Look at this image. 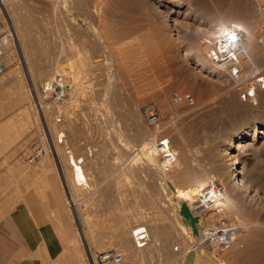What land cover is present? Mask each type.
<instances>
[{"label":"rangeland","instance_id":"obj_1","mask_svg":"<svg viewBox=\"0 0 264 264\" xmlns=\"http://www.w3.org/2000/svg\"><path fill=\"white\" fill-rule=\"evenodd\" d=\"M75 1L6 0L4 8L0 7V36L16 29L21 36L18 46L22 47L7 42L2 58L6 67L0 76V169L4 174L15 170L18 179L31 169H41L44 159L30 162L28 158L41 141H47L44 120L39 118L31 96L33 93L36 99L39 92L51 136V130L60 129L66 141L64 147L70 145L84 164L88 181L80 184L74 171L69 169L68 173L69 182L73 185L75 181L77 187L73 188L75 198L78 196L76 211L81 214L93 254L113 248L123 254V260L116 264H264V134L252 138L254 128L264 130V86H256L242 96L236 81L203 73L191 59L179 54L177 57V53L174 58L169 53L161 9L154 12L144 0H77L84 1L82 10ZM174 2L192 14L187 19L189 24L184 25L182 15L169 12L171 18L176 17L174 22H179L176 41L183 49L194 38L191 33L198 25L194 15L243 16L250 12L259 25V34L264 30V12L260 9L264 0ZM82 54L90 61L82 67L84 72L72 79L67 74L69 62L78 60V56L83 59ZM45 63L51 64L53 79L63 76L70 80L67 92L59 93L56 87L52 93L43 94L45 80L36 88L32 79L38 82V76L43 77L38 70ZM256 63H264V58ZM30 68L36 72L33 78ZM187 81L191 85L185 84ZM173 90L190 92L195 105L173 102ZM162 97L164 102L159 100ZM149 104L158 109L161 132L179 152L180 161L176 163L181 165L167 172L169 178L160 164L147 165L138 153L141 144L148 141L144 108ZM23 106L31 115L28 113L30 122L21 125L26 121L20 119L27 115ZM240 133L245 135L235 154L240 161L239 178L246 181L248 188L243 192L240 189L236 195L239 209L220 219H211L207 210L193 212L192 228L167 201L163 190L172 184L166 181L172 176L173 183L182 188L206 176L223 188V175L229 168L219 149ZM215 150L220 151L219 167ZM48 157L52 165L41 170L59 176L54 156L49 153ZM209 186L204 191H209ZM66 199L72 218L71 221L67 213L66 232L75 235L65 243L66 251L78 257L81 264H90L67 194ZM183 222L189 230L185 231ZM139 225H144L150 236L143 249L135 248L131 239L132 229Z\"/></svg>","mask_w":264,"mask_h":264},{"label":"bare ground","instance_id":"obj_2","mask_svg":"<svg viewBox=\"0 0 264 264\" xmlns=\"http://www.w3.org/2000/svg\"><path fill=\"white\" fill-rule=\"evenodd\" d=\"M174 1H177V0H144L146 6L149 7L150 9H153L154 12L157 11L158 9L159 10L161 9L160 12L162 13V16L159 14L158 17L159 16L162 17V22H163L164 28L167 29L166 32H168V39H169V45L168 46H170L169 49L171 51V52L169 51V53L170 54L172 53L171 55H173L174 58L176 57V55H174V53H177V57H179L178 56V54H179L180 57H185V58L191 59L193 61V63L198 68H200V71L203 73H207L208 75L216 76V78H221V80L229 79V80H232L233 82L236 80H234V78L231 77V75L229 74L228 68L232 65V56H235V58L237 59V61L241 65L242 77L246 76L244 80H246V83L249 87V90H253L254 85H253V82L251 80H249L248 75L251 74L256 68L264 67V63H262V64L256 63V60L259 61L260 58H264V45L261 42V37H263L262 35H264L263 34L264 30L261 31L259 34L260 28H259V25L256 23V18L254 19L252 17L253 14L251 15L250 12H248L247 14H245L243 16L230 14V15H217V16L215 15V16H208V17L207 16L206 17L205 16H195L193 14L194 19L196 18L198 25L191 33V37L193 36L194 38L192 39L190 37L192 39L191 42L187 43L186 44L187 46L184 44L186 47H184V49H183V47H180L178 41H176L177 40V37H176L177 31L176 30H177L179 22H174L176 20V17L171 18L170 17L171 15L169 14V12H172L173 15H179V16L182 15L185 19V21L183 22L184 25L189 24V21H187V19L189 17H191L192 14L187 9L186 10L180 9L178 4L175 3ZM5 2H6V0H0L1 9L4 8L3 6H5ZM75 2H77V0ZM78 2H77V4H78ZM83 2L84 1L79 2V4H78V8L80 10L83 9V6H84ZM98 9H100V7ZM96 10H97V8H96ZM156 13H158V12H156ZM12 30H14V31H11L6 36H4V37L1 36L3 39V50H4L3 56L4 57H5V52H6L5 44L7 42H9V41L13 42L15 44V46H17V48L20 46V45L18 46V40H19V37H21V36H19V33L16 31V29H12ZM233 37H235V39H233ZM169 53H168V55L171 56ZM168 55L166 56L167 58L169 57ZM3 56H2V58H3ZM78 57H79L78 60L70 61L69 65H68V66H70V68H69L70 72L68 71L69 73L67 72V74H71L70 76H72V79L73 78L75 79V78H77V76H80L81 75L80 73L84 72V71H82V69L84 68L83 66L86 65L87 63H89V61H90V58L88 56L84 57L83 54H82V57H84L83 59H80L81 56H78ZM157 57H154V59ZM169 58H171V57H169ZM158 61H160V60H157V62ZM3 64L6 67L4 62H3ZM49 68H51V64H48V63H45V64H43V66L39 67L38 71L41 72L40 74H43V77L38 76L39 72L37 74L38 78L39 79L41 78L39 80L40 82L39 81L36 82L35 79L32 77V75L36 72L33 73V70L31 71V68L29 69L30 75L33 78L32 80H33L36 88H37V85L39 86L40 84H43V80H45V82L51 80V81H53V84H55L56 87L58 88L57 92H59V93L67 92L68 88H71L70 80L64 78L63 76H57L55 79H53V76H52V74L54 72L53 68L52 69H49ZM34 76H35V74H34ZM59 78L64 79V81H60ZM217 80L218 79H216V81ZM76 81H74V82H76ZM187 82L186 83L184 82V83L189 85L190 81L188 83ZM76 84H78V83H76ZM43 86L44 85H42V87ZM43 94H45V93L43 92ZM31 96H32L33 102L37 108V114H38L39 118L40 119L43 118V120H44V121L42 120L43 121L42 125H43V129H44V130L43 129L42 130L44 131V134L46 136V140H47L46 144L48 143V146H46V144L43 141H41L42 143H39L40 146L43 147L41 154L37 158H35L34 160H29V161L30 162H36L39 159H41V160L44 159L42 162L43 164L41 166V169L47 170V167L49 168V166L52 165V163L50 164L49 157L47 158V156L49 155V153H52V155L54 156V160H55V163H54L56 165L55 168H57V170H58V174H59L60 179L64 185V189L66 191V194L68 195V197H70L69 202L71 204V207L73 208V212L77 215L75 218L77 230H78L80 236H82V239L84 241V246H85L86 250L88 251V259L90 261V264H98L100 262L93 263L90 259L89 253L94 255L93 252L90 250L91 241L87 236V232L85 231V226L83 224V220L80 217L81 214L79 213L80 214L79 215L78 212L76 211V209L78 207V201L76 200V198L78 196H76V198H75V195H77V194L76 193H75V195L73 194V188L77 189L76 185H74L75 181H73V185H71V182H69V174H70V173H68L69 169L75 172L77 179L81 180L80 184H82V181H88L87 176L85 174L84 167H83L84 164L82 165L83 162L79 161V159H78L79 155H77V153L74 151V149L73 148L70 149V145H68L67 147H64V145H66V141L61 138V137H64V133L61 132L60 129L59 130L57 129V131H55V132H54V129L51 130V132H52V136H51V133L49 131V125H48V122H46L43 110L42 111L40 110V108L38 107V103H37V100H38L43 106V102H42V100H40L41 94H39V92H38V95L36 94V99H35V95L33 93ZM163 98L164 97L159 98V100L164 102L165 98L164 99ZM252 98H254V97H252ZM22 103H23V101H22ZM62 103L65 104V102H62ZM23 109H24L23 112H27L25 110V109H27V107L26 108L24 107ZM23 112H21L22 117H23ZM28 113L29 112H27V115H28ZM29 114L31 115V113H29ZM27 115L25 114L24 116L26 117ZM46 116H47V114H46ZM25 117L22 118L23 120L20 119V122L21 121L27 122V119H28V122L27 123L26 122L21 123V125L22 124H28L30 122L29 115H28V118H26V120H25ZM44 122H45V124H44ZM30 125H25V126H28V128H29ZM25 126L23 125V127H25ZM46 127L48 129V135L49 136L46 133V130H47ZM21 129H22V127H21ZM26 130H28V129L26 128L24 130L25 134L28 133V132H26ZM259 133L264 134L263 128L262 127L254 128V130L252 131V138H255ZM22 134H23V132H22ZM244 135L245 134H241V133L237 134V135H233L232 138L230 139V141L228 142V144L226 145V147L224 149H219L220 151H222L224 153V156H225L224 159L226 160V165L228 166L227 169L229 168V171L226 170L227 173L225 172L226 174L224 173V175H223V184H224L223 188L217 187V184L215 182H212L211 179H209L206 176L195 178L193 180L192 184H190L188 186H184L182 188L180 186H178L176 183H173L174 181L171 180V179H173L172 176H171V179H168L166 181V183H168V184L171 183L172 186H174L172 188V190H171L172 186L169 187L168 189H166V191L163 188L164 194L168 198L167 201L169 200V202L171 203V207H172L173 211L176 212V214H178L183 220H185L186 224H188L189 222L191 223V225H189V226H192V228H193V225H195L194 224V222H195L194 214H192L193 212L200 214L199 213L200 211L207 210V212L208 211L210 212L211 219L212 218L214 219V217L215 218L217 217V219H220L223 215H227L228 213L235 212L239 209L240 201L238 200V197L236 195L238 194V192L241 191L240 189H242V192H243L244 188H246L245 190H247L248 185L246 184V181L239 178L240 177L239 175L241 172V170L239 169V166H240L239 162L240 161H239V159H237V155L235 154V150L236 149L238 150V148L241 146V142H242L241 138ZM29 138L31 139V136H29ZM55 138H56V142H55ZM30 139H27L26 141L29 142ZM26 141L24 140L23 143H27ZM246 144H248V143H246ZM23 147H26V146H23ZM63 148H65L66 152H64L62 150ZM18 149H21V148L18 147ZM26 150H27V148H26ZM173 150L175 151V157H176L174 165L178 164L180 166L181 163H176V162L180 161V160L177 161V158L179 157L178 156L179 152L174 147H173ZM216 150L214 151V157H216L215 159L218 161L216 166L219 167L222 165L221 164L222 162L219 161L220 159L217 158L219 156L220 151H216ZM18 151H20V150H18ZM138 153L144 157L143 160L145 161V163H147V165H150V166L152 165L154 167H157V165L159 164L157 161L158 158L156 155L155 147L149 141H144L141 144V147L139 148ZM183 154H184V152H183ZM181 156H183V155H181ZM184 156H183V158H184ZM139 158H140V156H139ZM183 158H181V159H183ZM62 160H65V162L63 163ZM159 168H160V166H159ZM122 169H124V166L122 167ZM218 169H222V168H218ZM183 170H184V168H183ZM161 173H162V171H161ZM221 173H223V172H221ZM165 175H167V177L169 176L168 173ZM165 175H163V177H166ZM77 181L79 182V180H77ZM87 183L85 182V184H87ZM166 183H165V185H166ZM85 184H83L84 187H85ZM175 184L177 186H175ZM206 185L207 186L210 185L209 191H204L203 188ZM73 186H75V187H73ZM81 187H82V185H81ZM83 189L84 188H82V190ZM80 193H82V192H80ZM198 214H195L196 217H199ZM185 225L183 222L182 227L186 231L188 229V227H186ZM77 237H79V236H77ZM149 240H150V236H149ZM130 242H131V240H130ZM130 242H128V243H130ZM128 243H126V244H128ZM76 245H77V243L76 244L74 243L73 246H76ZM142 249H143V247H142ZM201 253L203 255H205L203 252H201Z\"/></svg>","mask_w":264,"mask_h":264},{"label":"crops","instance_id":"obj_3","mask_svg":"<svg viewBox=\"0 0 264 264\" xmlns=\"http://www.w3.org/2000/svg\"><path fill=\"white\" fill-rule=\"evenodd\" d=\"M16 173L0 169V264H81L66 251L74 233L66 232L71 215L59 176Z\"/></svg>","mask_w":264,"mask_h":264},{"label":"built area","instance_id":"obj_4","mask_svg":"<svg viewBox=\"0 0 264 264\" xmlns=\"http://www.w3.org/2000/svg\"><path fill=\"white\" fill-rule=\"evenodd\" d=\"M260 9L262 12H264V4H261ZM262 36L263 37H261V42L264 45V35ZM3 54V39L0 36V76L4 73L5 70V66L2 61ZM228 69L231 77H233L239 85L240 94H242V96L248 94V92L251 90H249L246 80H244L246 76L242 77L241 75L242 68L235 56H232V65ZM248 78L253 82L254 87L264 86V67L256 68L251 74L248 75ZM59 80L64 81V79L61 78H59ZM52 84L53 81H46L44 83V86L42 87V91L44 93H52L53 91H55L56 85ZM171 99L175 103L183 102L187 106L195 105L194 97L190 92L181 93L177 90H173L171 93ZM37 103L38 107L42 111V104L38 100ZM144 112L146 115L147 123L149 125V132L146 138L155 147L156 155L160 164V169L164 172H168L173 167L176 160L175 151L173 150L171 139L166 134L161 132L160 113L158 109L153 104H149L144 108ZM57 121H60L59 117L57 118ZM42 150L43 147H41L40 144L36 146L29 155V160H34L35 158H37L41 154ZM131 239L135 248L144 247L149 242L148 229L144 225L134 227L131 231ZM89 254L90 259L93 263L100 262L105 264H116L123 260V254L113 248L98 251L94 255H92L91 253Z\"/></svg>","mask_w":264,"mask_h":264},{"label":"snow or ice","instance_id":"obj_5","mask_svg":"<svg viewBox=\"0 0 264 264\" xmlns=\"http://www.w3.org/2000/svg\"><path fill=\"white\" fill-rule=\"evenodd\" d=\"M233 39H235V37H233ZM166 143V142H165Z\"/></svg>","mask_w":264,"mask_h":264}]
</instances>
